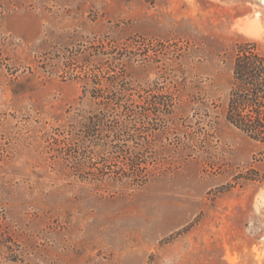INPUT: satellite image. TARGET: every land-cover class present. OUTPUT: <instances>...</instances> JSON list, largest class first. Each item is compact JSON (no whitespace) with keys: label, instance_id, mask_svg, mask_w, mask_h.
I'll return each mask as SVG.
<instances>
[{"label":"rangeland","instance_id":"374dc122","mask_svg":"<svg viewBox=\"0 0 264 264\" xmlns=\"http://www.w3.org/2000/svg\"><path fill=\"white\" fill-rule=\"evenodd\" d=\"M246 42L264 0H0V264H264Z\"/></svg>","mask_w":264,"mask_h":264},{"label":"trees","instance_id":"16d2710c","mask_svg":"<svg viewBox=\"0 0 264 264\" xmlns=\"http://www.w3.org/2000/svg\"><path fill=\"white\" fill-rule=\"evenodd\" d=\"M226 118L252 138L264 140V53L256 43L238 47Z\"/></svg>","mask_w":264,"mask_h":264},{"label":"bare ground","instance_id":"6f19581e","mask_svg":"<svg viewBox=\"0 0 264 264\" xmlns=\"http://www.w3.org/2000/svg\"><path fill=\"white\" fill-rule=\"evenodd\" d=\"M250 28V27H249Z\"/></svg>","mask_w":264,"mask_h":264}]
</instances>
